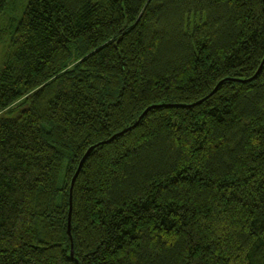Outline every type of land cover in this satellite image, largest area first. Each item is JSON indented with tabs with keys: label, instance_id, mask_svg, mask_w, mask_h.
Returning a JSON list of instances; mask_svg holds the SVG:
<instances>
[{
	"label": "trees",
	"instance_id": "16d2710c",
	"mask_svg": "<svg viewBox=\"0 0 264 264\" xmlns=\"http://www.w3.org/2000/svg\"><path fill=\"white\" fill-rule=\"evenodd\" d=\"M263 60L264 0L23 3L0 264H264Z\"/></svg>",
	"mask_w": 264,
	"mask_h": 264
},
{
	"label": "rangeland",
	"instance_id": "374dc122",
	"mask_svg": "<svg viewBox=\"0 0 264 264\" xmlns=\"http://www.w3.org/2000/svg\"><path fill=\"white\" fill-rule=\"evenodd\" d=\"M25 2L27 3V0H9L8 2L7 10H6L8 15V20L3 25L2 28L3 37L0 42V66L3 59V54L5 52V47L7 46L10 40V35L14 29L16 21L21 16V6Z\"/></svg>",
	"mask_w": 264,
	"mask_h": 264
},
{
	"label": "water",
	"instance_id": "95a60500",
	"mask_svg": "<svg viewBox=\"0 0 264 264\" xmlns=\"http://www.w3.org/2000/svg\"><path fill=\"white\" fill-rule=\"evenodd\" d=\"M263 62H264V60L262 61L261 65L263 64ZM261 65H260V66H261ZM258 71H259V68H258L257 72H258ZM257 72H256V73H257ZM255 75H256V74H255ZM255 75H254L252 78H254ZM93 148H94V147H90V148L86 151V153L84 154V156H83L82 159L80 160L79 165H78V167H77V169H76V171H75V173H74V175H73V177H72V180H71L70 191H69V195H70V199H69L70 207H69V215H68V226H69V222H70V212H71V192H72V187H73V184H74V181H75L77 175L79 174V172H80V170H81V167H82V165H83V162H84L85 158L87 157V155L89 154V152H90ZM71 256H72V251H71Z\"/></svg>",
	"mask_w": 264,
	"mask_h": 264
}]
</instances>
